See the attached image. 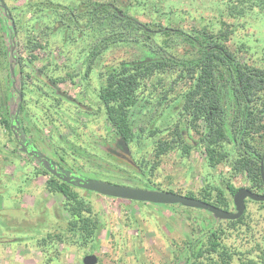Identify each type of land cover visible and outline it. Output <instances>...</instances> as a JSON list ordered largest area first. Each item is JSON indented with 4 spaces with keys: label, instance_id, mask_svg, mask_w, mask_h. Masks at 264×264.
Segmentation results:
<instances>
[{
    "label": "trees",
    "instance_id": "1",
    "mask_svg": "<svg viewBox=\"0 0 264 264\" xmlns=\"http://www.w3.org/2000/svg\"><path fill=\"white\" fill-rule=\"evenodd\" d=\"M218 1L225 4L228 19L236 15H256L253 13L255 10H258L256 13L264 11V0ZM24 3L6 8V12L2 9L4 18L0 19V30L7 37V46L2 43L0 47V67L7 71L0 94V126L13 136L17 150L37 157L39 168L33 177L46 176L50 172L45 166H51L46 156L39 157V150L33 144L36 137H25V134L29 136L33 133L27 123L37 122L26 114L23 116L27 104L25 78L33 72H26L21 67L17 80L11 67L14 69L18 61V37L24 49L33 54L36 49L48 51L51 43L55 42L52 38L58 36L61 41L59 53L68 57V67L72 70L67 77L72 79L80 75L83 80H89L97 60L115 46L133 43L145 49V55L140 60L110 64L97 75L96 98L103 110L104 121L111 128V137L104 141L110 143L103 155L106 159L99 156L100 159L94 153L85 156L94 161L96 168L107 166L117 171V179L121 181L115 182L120 185L160 191L149 181L160 158L177 149L189 154L196 143L204 149L209 167L225 163L232 176H244L251 192L264 194L260 176L264 151L255 139L264 136V68L242 60L243 44L237 49H230L227 43L235 27L221 22L217 32L208 28L184 30L176 26L182 19L175 16V11L161 12L154 8L156 5L151 6L148 14L154 17L160 14L162 18L159 15L156 17L162 21L150 17L142 22L136 17L144 10L142 0H45L36 3L29 0ZM27 13L33 22L28 27L30 31L24 32L21 21ZM21 33H25L23 37ZM78 44H81L79 49ZM170 44L186 48L182 54H177L167 50ZM79 64L84 65L83 72L75 71ZM46 73L45 78L36 79L51 98L54 91L45 80ZM52 81L55 83L57 80ZM52 99L56 101L55 97ZM80 110L86 111V108ZM159 119L163 120L164 129L157 126ZM54 128L56 132L49 130V140L53 139L52 133L59 131V126ZM163 131L168 133V138L155 140ZM190 133L197 135V140L193 141ZM43 137L37 135L36 140ZM148 141L153 142L155 162L152 164L146 157L138 158L131 154L132 145L141 148ZM65 144L72 153L79 150L72 141L66 140ZM130 166L133 168L128 169ZM53 168L57 172L61 169ZM52 177L47 182V189L64 197L65 212L70 217L68 233L71 237L78 235L83 243L90 242L98 230V219L89 215L86 201L73 189L75 185L63 181L61 177ZM89 177L106 182L96 176ZM229 179L223 181V188L207 186L200 197L193 193L184 196L229 211L233 205V194L238 190ZM109 182L115 183L113 180ZM164 192L173 193L171 190ZM257 204L264 208V203ZM245 219V215L235 221L213 218L212 224L207 226L208 221L193 218L195 238L183 244L178 256L180 264H264V246L257 244L255 250L241 251L226 242L229 231L247 226ZM62 238L61 235L48 234L47 243L61 242ZM42 243L43 247H47L46 238L42 239Z\"/></svg>",
    "mask_w": 264,
    "mask_h": 264
},
{
    "label": "rangeland",
    "instance_id": "2",
    "mask_svg": "<svg viewBox=\"0 0 264 264\" xmlns=\"http://www.w3.org/2000/svg\"><path fill=\"white\" fill-rule=\"evenodd\" d=\"M0 1L8 9L24 5V2L29 0ZM33 1L36 3L45 0ZM142 1L144 10L136 14L142 22L148 21L150 17L155 20L162 18L160 14H156L155 17L148 14L152 5H156L154 8L161 12L175 11V16L182 19L176 26L184 30L208 28L217 32L221 22H227L235 27V32L230 35L227 43L230 49H237L243 44L244 49L240 54L242 60L264 68V11L256 13L258 10H255L253 13L256 15L245 17L236 15L228 19L230 17L227 15L225 4L218 0ZM158 15L161 18L157 19ZM3 18L0 7V19ZM32 19L28 13L22 17L24 32L30 31L28 27L33 22ZM5 22L7 23V20ZM0 26L2 27V24ZM24 34L21 33V37ZM0 36H2L0 47L2 43L3 46H7V37L1 30ZM18 38L16 39L19 41L16 47L18 61L14 66V77L19 79L18 70L21 67L26 72H33L30 77L25 78L27 104L23 116L26 114L32 119H37L35 123L27 121V126L33 133L29 136L25 134L26 139L37 138V135L44 136L38 141L35 138L33 144L37 146L40 154L51 162L61 163L65 170L96 176L97 179L107 182L121 181L117 179V171L107 166H103L104 169L96 168L94 161L85 157L89 153L104 157V153L110 147V143H104L111 137V128L104 121L103 110L98 106L97 75L110 64L140 60L145 55V49L133 43L115 46L97 60L89 74V80H83L80 75L73 79L67 77L72 68L68 67V57L59 53L61 41L58 36L52 38L55 42L51 43L49 49L51 51L36 49L33 54L24 49ZM170 46L167 50L177 54H182L186 48L183 45ZM79 48L81 44H78ZM72 51L76 50L73 48ZM41 69L43 71H40ZM84 70V65L80 64L75 69L76 72ZM45 71H47L45 80L54 91L52 97H55L56 101L44 93L36 79L45 78ZM6 73V69L0 67V94L4 88ZM49 78L57 81L54 83ZM80 108H86V111H81ZM137 123L139 124L138 120ZM56 125L59 126V131L52 133L53 139L49 140V130L56 132L54 128ZM157 126L164 129L162 119H159ZM167 134L163 131L155 140L168 138ZM12 137L0 126V264H82V259L89 254L96 256V264H180L178 256L184 247L183 244L195 238L192 219L208 221L207 226L213 222V217L202 210L183 209L178 205H139L138 202L108 198L74 188L86 201L89 215L99 221L98 230L92 236V240L83 243L78 235L71 237L68 233L70 217L65 212L64 197L47 189L50 178L48 175L33 177L39 166L35 160L17 150ZM197 137L190 133L193 141L197 140ZM255 139L261 143V151H264V136ZM66 140L72 141L79 150L73 153L69 151L65 144ZM146 143L147 145L141 148L132 145L131 154L138 158L146 157L152 164L155 162L153 142ZM132 168L130 166L128 169ZM228 179L234 188L248 187L244 176H232L227 164L220 163L215 168L209 167L204 149H200L196 143L192 145L189 154L177 149L162 156L157 168L149 177L150 184L156 189L171 190L179 195L193 193L196 197L205 193L207 186L223 188V181ZM245 206L247 226H239L240 230L229 231L226 239V242L239 247L241 251L252 248L255 250L257 244L264 246V208L253 201H248ZM233 210L232 205L229 211ZM48 234L61 235L62 241L47 243ZM44 238L47 247H43Z\"/></svg>",
    "mask_w": 264,
    "mask_h": 264
},
{
    "label": "water",
    "instance_id": "3",
    "mask_svg": "<svg viewBox=\"0 0 264 264\" xmlns=\"http://www.w3.org/2000/svg\"><path fill=\"white\" fill-rule=\"evenodd\" d=\"M0 7L3 9L4 12H6V8L4 7L3 3H1V1H0ZM13 70H14L13 67H11L12 73H14ZM39 157H43V155H40ZM50 163L52 167L45 166V168L48 172H50L54 176L56 177L60 176L65 182L72 183V185H75L89 192H93L100 196L119 199V200H126L131 202L144 203V204L178 205L184 208L202 210L209 213L216 220H220V221H235L240 219L245 212L246 200L264 203V195L251 192L247 188H240L233 194L232 197L234 210L228 211V210H223L221 208H217L209 203L200 201L198 199L186 197L184 195H178L168 192L144 190L133 187H127L124 185H118L114 183L85 179L80 176L71 175L69 171H64L61 169L59 170V172H57L53 168L54 164L52 162ZM260 176L264 185L263 160H261L260 162ZM82 263L96 264L97 258L94 255H88L83 258Z\"/></svg>",
    "mask_w": 264,
    "mask_h": 264
},
{
    "label": "flooded vegetation",
    "instance_id": "4",
    "mask_svg": "<svg viewBox=\"0 0 264 264\" xmlns=\"http://www.w3.org/2000/svg\"><path fill=\"white\" fill-rule=\"evenodd\" d=\"M21 151V150H20ZM24 151V150H23ZM22 152V151H21ZM39 152V151H38ZM40 155H42V154H40ZM30 156V155H29ZM44 156V155H43ZM33 160H35V158L34 157H32V156H30ZM123 157V156H122ZM264 160V159H263ZM51 162V161H50ZM53 164H54V166L56 167V168H61V170H64V171H69V170H65L62 166H61V163H59V162H52ZM130 163V162H129ZM132 163V162H131ZM38 165V164H37ZM70 172V174L71 175H76V176H80V177H82V178H85V179H92V180H96V179H93V178H91V177H89L88 175V177H86L85 175H83V174H77L76 172H72V171H69ZM49 177H51V178H53L52 176V174L51 173H49V174H47ZM60 177V176H59ZM62 179V178H61ZM63 180V179H62ZM64 181V180H63ZM97 181H99V180H97ZM103 182V181H102ZM107 182V181H106ZM107 183H111V182H107ZM114 184H118V183H114ZM118 185H120V184H118ZM124 186H127V187H133V188H138V189H144V190H149V189H145V188H141V187H138V186H131V185H125L124 184ZM74 188H79V187H77V186H75V187H73V189ZM245 188H247V187H245ZM81 189V188H80ZM248 189V188H247ZM151 191H157V190H151ZM160 192H164V191H161L160 190ZM174 194H177V193H174ZM264 195V194H263ZM114 199V198H113ZM126 201V200H125ZM128 202H131V201H128ZM246 202V201H245ZM144 204V203H143ZM148 205H151V204H148ZM164 206V205H163ZM89 255H91V254H89ZM86 256H88V255H86ZM83 260V259H82ZM83 264V263H82Z\"/></svg>",
    "mask_w": 264,
    "mask_h": 264
}]
</instances>
